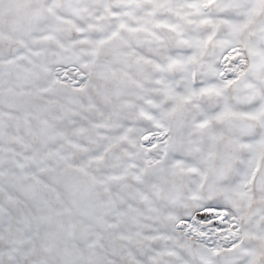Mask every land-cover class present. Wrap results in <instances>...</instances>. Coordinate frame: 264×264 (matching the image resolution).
<instances>
[{"label":"snow or ice","instance_id":"1","mask_svg":"<svg viewBox=\"0 0 264 264\" xmlns=\"http://www.w3.org/2000/svg\"><path fill=\"white\" fill-rule=\"evenodd\" d=\"M0 264H264V0H0Z\"/></svg>","mask_w":264,"mask_h":264}]
</instances>
